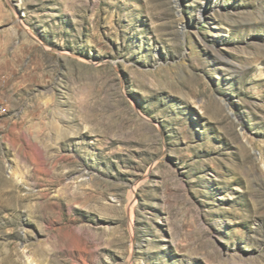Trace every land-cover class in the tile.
<instances>
[{"label": "rangeland", "instance_id": "374dc122", "mask_svg": "<svg viewBox=\"0 0 264 264\" xmlns=\"http://www.w3.org/2000/svg\"><path fill=\"white\" fill-rule=\"evenodd\" d=\"M0 264H264V0H0Z\"/></svg>", "mask_w": 264, "mask_h": 264}, {"label": "bare ground", "instance_id": "6f19581e", "mask_svg": "<svg viewBox=\"0 0 264 264\" xmlns=\"http://www.w3.org/2000/svg\"><path fill=\"white\" fill-rule=\"evenodd\" d=\"M41 152V151H40Z\"/></svg>", "mask_w": 264, "mask_h": 264}]
</instances>
